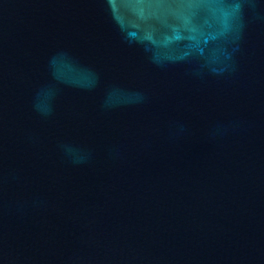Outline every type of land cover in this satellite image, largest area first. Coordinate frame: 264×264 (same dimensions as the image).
<instances>
[{
	"label": "water",
	"instance_id": "1",
	"mask_svg": "<svg viewBox=\"0 0 264 264\" xmlns=\"http://www.w3.org/2000/svg\"><path fill=\"white\" fill-rule=\"evenodd\" d=\"M0 264H264V0H0Z\"/></svg>",
	"mask_w": 264,
	"mask_h": 264
}]
</instances>
